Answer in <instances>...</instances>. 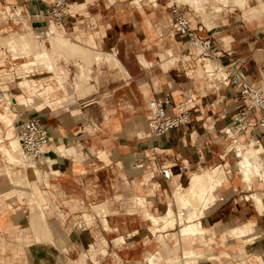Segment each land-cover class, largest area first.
Masks as SVG:
<instances>
[{
  "label": "crops",
  "instance_id": "1",
  "mask_svg": "<svg viewBox=\"0 0 264 264\" xmlns=\"http://www.w3.org/2000/svg\"><path fill=\"white\" fill-rule=\"evenodd\" d=\"M53 1L0 0L3 11L6 10L9 16H16L9 21L1 20L0 27L7 25L13 29L21 23L19 19L25 17L24 33L32 34L37 41H44L54 48L49 39L54 34L88 49L93 54L85 57L71 51L53 52L54 69L42 65L31 54L28 58L36 60V64H30L32 70L29 67V78H23L26 82L22 84L20 81L22 92L15 91L10 94L8 84L0 82L1 91L13 97L10 108L15 123L24 118L13 109L15 104L27 105L24 98L28 94L25 95L23 91L33 93L37 99L35 103L27 106H33L38 111L49 108L43 115L51 113L45 120L51 141L46 153L36 161L39 164H26L22 156L21 160L26 167L49 165L39 167L44 176L46 173L49 175L50 184L43 182L42 187L45 190L38 192L36 199L39 202L35 203H39V211H44L45 220L41 216L35 217L48 225V234L59 236L56 245L58 247L54 244L51 247L43 244L37 247L34 257L26 256V263L51 264L49 254L56 261L59 255L54 256V253L59 252L60 247L76 244L84 248L85 244H93L87 235L74 231V226L72 231L62 227L67 219L72 218V214L81 215L82 211L71 212L65 208L67 214L60 210V217H57L43 207L48 203L49 197L52 198L51 202L62 207L68 204L78 209L81 205H87L93 219L97 221L101 219L95 206L102 205L103 202L115 204V210L120 214L136 216L140 220L138 223L117 222L123 231L131 230H128L127 235L115 238L117 240L123 236L124 243L120 241L116 244L125 247L109 246V251L113 250L126 259L130 256L131 260L149 257V260L162 263V260L171 256L174 249L167 248L164 251L163 247H157L148 253L147 247L150 245L147 244L148 241L141 242V239L150 234L146 233L147 229L155 232L153 225H142L147 221L151 223L149 216H145L167 215L169 208L174 214L179 205L186 208L177 200L175 192L180 188L186 190L191 187L192 173L221 167L225 179L214 188L213 198L206 201L192 198L196 208L191 207L192 202L190 207L187 206L189 213L195 212L197 217H194L213 232V251L209 252L205 242L200 243L193 236L184 238L179 235V247L183 246L184 251L194 249L200 256L201 264H215L214 261L217 264H248L251 263L249 257L255 258L258 264H264V178L255 182L245 179L241 167L243 159L232 146L228 147L226 141L231 140V137L223 130L235 124L238 113L245 107L238 89L227 83L224 76L239 73L245 80L264 89V0H243L244 3L238 7L225 8L219 19L212 20L218 23L210 28L202 15H197L196 21L204 22L207 26L203 37L213 41L212 57L205 58L204 65L191 69L190 72L185 71L188 68L187 62L200 57V53L195 48L191 51L192 45L188 39L177 33L181 38L179 43L187 51L185 54L179 51L187 66L179 73L182 78L165 74L161 92L154 87L148 91L147 87L143 90L134 85H123V76L139 75V71L143 69L141 66H145L146 69L143 70H147L149 74L148 69L152 66L150 60H161L160 54L165 51L160 49L159 44H165V49L167 45L174 46L170 40L161 39L158 22L162 18V12H165L166 18L174 25L176 14L172 12V5L175 0H149L153 11L141 9L137 0H68L69 13L63 26L47 19ZM188 1L198 3V0ZM180 5L188 6L187 3ZM184 9L188 16L194 14L188 8ZM15 11H18V16ZM24 33L18 32L11 37ZM0 39L6 37L0 36ZM141 44L148 45L142 54L139 51ZM167 47L170 49V46ZM97 52L100 60L95 64ZM91 57L95 59L92 58V61ZM208 59L218 65L209 70L206 62ZM41 67L44 71H41ZM82 75L85 76L81 77ZM54 76L56 81L52 79ZM68 77L72 80L71 85L68 84ZM107 77L115 79L107 80ZM154 80L156 85L160 83L159 76ZM57 91L74 92L73 102L66 107L60 105L52 108L62 101L50 99ZM107 91L108 94H103ZM165 92L171 95V108L176 105L174 112H179L180 105L189 109V122L163 137H154L149 101L155 95L163 97ZM4 101L3 99L1 103L8 105ZM258 136L264 139L261 133H257ZM3 139L7 140V133L3 134ZM244 140L247 141L248 138ZM262 142L264 145V140ZM54 148L60 150L56 151ZM164 165L173 166V176L170 179H166L161 171ZM262 171L263 169H259L260 173L257 175L264 177ZM30 186L32 189L38 188L37 184L31 183ZM26 188L20 186L21 190H27ZM16 192L17 186L14 185L4 195L12 199ZM254 194L260 197L261 203L254 198ZM6 198H0L2 228L17 227L18 232H12V236L19 237L20 241L24 238L49 240H38L30 221L25 219L22 207L14 205V199L11 202ZM17 198L22 201L23 196L18 194ZM141 201L147 204L145 209L141 206ZM84 214L89 217V213ZM13 217L18 219L17 224ZM108 217L110 215L105 219L110 227ZM246 224H250L252 229L242 232L240 227ZM51 227H58L60 231L51 233ZM234 227L241 230L239 235L235 234ZM136 240H139L141 250L138 247L132 248L131 245ZM178 242L175 244L176 249H179ZM202 246L206 248L205 253L201 251ZM24 249L25 245L19 243L17 255H24Z\"/></svg>",
  "mask_w": 264,
  "mask_h": 264
},
{
  "label": "rangeland",
  "instance_id": "2",
  "mask_svg": "<svg viewBox=\"0 0 264 264\" xmlns=\"http://www.w3.org/2000/svg\"><path fill=\"white\" fill-rule=\"evenodd\" d=\"M136 2H137V5L141 9H144L145 11H153V9H154L152 7V5L150 4L149 0H140V1L137 0ZM175 3H178V4L187 3L188 6H183V7L188 8L189 11L191 10L194 12V14L191 17L189 16L193 20V24L196 25L197 15L200 14V15H202V18L205 21L206 25L210 28L212 25L218 23V22H212V20H215L217 18L219 19L221 17V13L226 10L225 8H227V7L228 8H234L235 6L238 7L240 4L242 5V3H244V1L243 0L242 1H240V0H198V3L195 4V3H192L191 1H188V0H175ZM161 4L162 3L160 2V6H161ZM190 5L193 7H191ZM6 14L7 13H5L3 11L2 7H0V21L5 18ZM166 15H167V13L162 12V18H160V20L158 22L159 31L162 35L161 39L162 40L163 39L170 40L171 43L174 44V46L167 45V46H170V49H167L168 48L167 46L165 49V47H164L165 44H159L160 49L165 50V51H163L160 54L161 60H150L152 62V66L149 69L147 68L150 71V73L147 74L148 71L143 70V69H146V67L141 66V67H143V69L139 71V75L123 76V79H124V82L122 83L123 85L124 84L125 85L130 84V85L137 86L139 89H143V90H144V87H147L148 91L151 90V87L152 88L154 87L158 92H161L163 83L165 82V78H166L165 74L166 75L172 74L173 76H175V78L179 79V78H182V76H179L180 71H182L184 69V67H186L187 65H188V68L185 71H189V72L191 69H195V68H198L199 66L204 65L203 64V62L205 60L204 58H207V57H205L203 55H201L200 57H198L195 60H192V61L190 60L189 62H187V65H186L185 61L180 56V54H181V52H183L185 54V53H187V51L179 43V41H181V38H179V36L177 35L178 32H177L175 26L171 25L172 22L169 18L168 19L166 18ZM47 19L50 20V19H52V17H50V15H48ZM19 20H21V23L18 26H14L13 29H10V27L7 25L0 27V36L6 37V39H0V82L8 84L9 89H10V91H9L10 94H14L15 91H21L22 92V89L20 88L21 87L20 81L23 78L28 77L27 75H30V71L32 70L31 65H29L28 67L23 66V64H25V62L27 63L28 61H30L28 57H30L31 53H29L27 56V53H28L27 50H25V48L21 47L20 43L17 46H15V48H13L11 45L8 46L9 44L7 45L8 40L12 36V34H15L18 32L19 33L25 32L24 31L26 28L24 26L25 17H21ZM199 34L201 36H204L206 34V32L202 31ZM19 35L27 36L29 34L24 33V34H19ZM19 35H17V36H19ZM45 45L48 47V50H54L53 47H49L46 43H45ZM22 46H23V44H22ZM128 46L133 47V45H128ZM10 47H12V48H10ZM16 47L17 48L19 47L20 50L16 49ZM147 47H148V45H143V44L139 45L140 53L142 54L144 49L146 50ZM192 48H195L194 50H196L197 53H202V51L200 49H197L196 46L192 45L191 51H192ZM22 51H23V53H22ZM179 51H181V52H179ZM17 52L21 53V54L17 55ZM193 54L195 55V53H193ZM169 55H171V56L169 57ZM47 58H48V61L46 60ZM47 58L45 57L43 60L42 59L39 60L40 63H42V65H45L44 62L48 63L51 59L50 62H53L52 64L55 67V65H54L55 61L52 59V56L51 57L47 56ZM199 58H201V61H199ZM208 61H210V59H208ZM215 64L218 65L215 62L213 65L211 64L210 66L215 67L216 66ZM29 67L31 68L30 71H29ZM54 67H52V69H54ZM41 71H44V68L41 67ZM26 72H29V73H26ZM55 76L52 77V79H54V81L57 80ZM156 76H159V78H160V83L158 85L155 84V80H154ZM100 78L101 77H98V79H100ZM111 78L115 79V77H107V80H110ZM118 78H120V77H118ZM140 80H143V81L140 82ZM67 81H68V84L71 85L72 80L69 77H68ZM23 82H24V80L21 81L22 84H24ZM108 92L109 91L104 92L103 94H108ZM0 93H2L1 89H0ZM23 93L25 95L28 94V93H25L24 91H23ZM74 95H75V93L72 91L71 92H69V91H67V92L57 91V92L53 93V95H51L50 99H52L53 101L62 99V101L59 102L57 105H55L52 108H57L60 105H65V107H66L68 104H71L73 102ZM44 96H46V93H44ZM64 97H66V98L63 99ZM4 100H5L4 103H7L6 97ZM175 107H176V105H174L172 108H175ZM13 109L16 112H18L19 114L23 115L24 118L22 119V121L25 120L28 117V115L33 114L36 111H38L33 106L20 105V104L13 105ZM48 110H49V108L44 109L42 111H39V113L42 114L44 120H46L49 117V114H51V113H49V114L43 115V113L48 112ZM141 115H146V114H141ZM22 121H18V123L16 122L14 124V127H7L6 125H4V123L2 121H0V132L2 134L7 133L6 142H7V145L9 146L10 149H12V147L9 143L10 140H8V138L18 134L19 127H20V124L22 123ZM230 129H231L230 127L229 128L225 127V129H223V130L228 132V134H230L231 132L227 131ZM50 141L48 142L47 147L49 146ZM226 142H227L228 147L232 146V144H233L230 139H228ZM254 145H258V144L256 143ZM12 152H13V150H12ZM14 152H16V151H14ZM42 155H43V153L35 160L38 161L42 157ZM21 156H22L21 148L19 151V155L15 154V153H13L12 155H4L0 151V198L5 199L6 197H5L4 193L7 190H9L10 188H12L14 185L17 186V192L13 194V198H12V199H14L13 204L14 205H20V207H22V212L25 216V219L30 221V223H31L30 225L32 226V221H33L32 219L35 216L36 217L41 216V219L43 218L45 220V215L43 213L44 211L43 212L39 211L38 210L39 209V203H37V205L35 203H36V201L39 202L36 199L38 192H43L45 190V188L42 187L43 182H46L48 185L50 184V182L48 180L49 175L46 173L44 176L43 172H41V169L39 167H48L49 165L43 164V165L38 166V168H37V166L26 167V166H24V162L21 160ZM48 158H50V157H48ZM35 160H33V162ZM260 162H261L260 169H263L262 172H264V158H263V156L260 157ZM243 165H244V163L242 164V166ZM245 168H247V167H245ZM31 169H33V170H31ZM194 173H196V172H194ZM194 173H192L191 176H193ZM11 176H12V178H11ZM19 176H20V178H18ZM13 178H17V179L13 180ZM224 178H225V173H224ZM263 178L264 177L261 175H256L255 177H252L251 180L252 181L254 180V182H255V181H257V179H263ZM17 180H20L22 183L20 181H19V184L16 183V182H18ZM152 181H154V180L152 179ZM31 183L34 185L37 184L38 188L32 189L30 186ZM208 184L210 187H212L214 185L218 186L219 183L218 184H211L209 182ZM21 185H23V186H21ZM20 186L21 187L26 186L27 190H22L24 192L20 191L21 190ZM48 192L51 193L50 191H48ZM18 194H21V196H23L22 201L18 200V198H17ZM12 199L6 198V200H8V201H11ZM15 199H16V201H15ZM199 200H202V199H199ZM51 201H52V198L49 197L48 203L44 204L43 207H44V209L49 210V211L53 212L54 214H56L57 217H60L59 216L60 210L67 214V211L65 210V208H68V210L71 212L74 210L82 211L81 215H79V213L72 214V216H71L72 218L67 219L64 222L65 225H63L62 227L64 229H67L68 231H72V228L74 226V228H73L74 231H77L79 233H83V234L87 235L90 242L93 243L92 245H90V243L85 244L84 248H82L81 246L76 245V244H74L75 246L74 245L66 246L67 249H66V247H64V248L60 247L59 252L54 253V256L59 255L58 258H56V261L54 260V258H52V255L49 254V257L51 258V262H50L51 264H52V262H54V264H58V263L59 264H65L67 261H69L70 264H77V263L78 264H85L86 261H88V255L89 254L93 253L92 255H96L100 251H103L104 253H107V252L109 253L111 251L114 252L113 250L109 251V249H108L109 246L110 247H125L122 244H116L117 241L115 238H117L121 235H127V233L129 232L128 230H131V229H126V231H123L121 229V227H119L117 225V222L118 221L119 222L125 221L129 224L132 221H137V223L140 221L137 219L136 216L120 214L117 210H115V204L109 203V202H103L102 205H96L95 206V210L100 214V219H101V220L97 221V220L93 219V216H92V214L89 210V207L87 205H81V206H79L78 209H75V208H73L72 205L66 204V205H63L64 207H62V205H60L58 203H53ZM140 204L143 207V209H145L147 206V204L143 203L142 201L140 202ZM189 204L190 203H188V205ZM191 206L196 208L197 205L192 202ZM178 207H179L178 209H181L180 205ZM262 207L264 208V206H262ZM130 211L132 212V210H130ZM84 213H89V217L85 216ZM35 214H37V215H35ZM33 215H35V216H33ZM107 215H110V217H108L109 222H110V227H108V228L106 227V225L103 221L105 219V217H107ZM117 215H119V216H117ZM145 217H148V215H146ZM13 220L17 224L18 219L13 217ZM196 222H199V221H196ZM150 224L151 223L149 221H147V222L143 223L142 225L143 226H149ZM246 225L250 226L252 229V226L250 224H246ZM92 228H94V229L91 232H89V230ZM115 228H118V229H115ZM204 228L206 231V239H207V240L205 239V245H206L207 249H210L209 252L210 251L212 252L213 251L212 250L213 244H211V242L213 241L214 238L211 236L213 235V232L209 231V229H207L205 226H204ZM18 230L19 229H17V227L16 228L14 227V229H13V227H11L9 229H4L0 226V264H8V263L27 264L26 263V256L32 255L34 257L36 254L35 251H36L37 247H41L43 244H48L49 247H51V245H53V244L55 246L58 245L57 241L59 239V236L58 235H51L48 233L45 235H41V236H43L42 238H40L39 235L35 234V237L38 240L49 239L46 241H36L35 239L28 240L25 238L22 239L24 242L20 241L19 237L17 238V236L16 237L12 236V232H14V231L18 232ZM49 230L51 233H53L54 231L55 232L60 231V229L58 227H51V228H49ZM233 230L236 231V233H235L236 235H239V233H241V230L237 227L235 229L233 228ZM88 233L89 234L91 233V235H88ZM151 233H152V230H151ZM151 233L149 235L147 234V236L145 238L141 239V242L142 241H148L147 244L150 245L149 247H147V249H149L148 253L153 252L154 250H152V248H157V247H158V249H161L163 247L164 251H166L167 248L174 249L171 255H176L178 253V249L175 248V244L177 243V240H178L176 233L171 235L174 239L170 240V241L169 240L160 241L159 237L162 238V236H159L156 238L153 235L154 233H152V234ZM19 243H23L25 245L24 255H22V256L21 255L19 256L16 253ZM163 243H165L166 245ZM177 245L179 247L180 243L178 242ZM131 246L133 249H136V247H138V249L141 250V247L139 246V240L138 241L136 240L134 242V244ZM56 247H58V246H56ZM205 249H206L205 246L201 247V251L203 253H205ZM155 250H157V249H155ZM87 253H88V255H87ZM128 258L132 259V256H130ZM168 258H170V257H168ZM241 258H243V257H241ZM246 258H248V257L246 256ZM249 258L251 259V263L248 262V264H253V263L258 264L257 260L255 258H251V257H249ZM133 259H134V261L141 260V258H133ZM204 259H206V258H204ZM106 260H107V264H112L113 256H108ZM161 262L167 263V262H169V259L167 261L162 260ZM214 263L217 264L216 261H214Z\"/></svg>",
  "mask_w": 264,
  "mask_h": 264
},
{
  "label": "built area",
  "instance_id": "3",
  "mask_svg": "<svg viewBox=\"0 0 264 264\" xmlns=\"http://www.w3.org/2000/svg\"><path fill=\"white\" fill-rule=\"evenodd\" d=\"M152 1L154 2L157 0ZM67 6L68 0L53 1L49 15L52 17V21H54L56 25H65L66 17L69 13ZM4 12L7 14L3 21H9L10 19L16 18V16H9L10 14H8L6 10H4ZM15 12L18 16V11ZM172 12L176 14L174 26L178 35L187 38L191 45L199 46L202 51L200 56L212 57V39L204 38L199 34L207 29L204 22H197L196 25H194L192 19L185 13L184 7L178 3L172 5ZM262 75L264 76V62L262 64ZM224 80L238 89L239 95L245 102V107L238 113L235 119V124L230 127V130H227L231 132L228 135L231 137L233 143L232 149H234V151L244 160L242 153L251 149L253 144L259 143L262 148L261 151L258 152V155L261 157L264 155V145L262 142L264 139L260 136L257 137V133H261L262 136H264V89L260 85L245 80L239 73L224 76ZM170 96L169 92H165L163 97L155 95L149 101L151 121L154 127V137H163L170 131L178 129L189 122V109L184 105H180L179 112H174V108H171L172 100ZM18 135L21 140L26 161L29 162L37 159L42 153H44V148L47 147L48 142L51 140L47 130V123L39 111L28 115V117L22 121ZM244 137H247L248 140H244ZM172 167V165L162 166L161 171L166 179H170L173 176ZM174 211V223L172 226H168L164 222L160 225H154L151 221L155 232L154 237L157 238L162 236L160 241L173 240L174 238L171 235L175 233L179 240L182 227L186 223H189L187 218L190 211L189 208H176ZM196 221H198V218L195 219V222ZM182 244L183 241H181V245ZM108 254V252L104 253L103 251H100L96 255H88L87 253L88 261H86L85 264H107L106 259L108 256H113L112 264H171V259L178 260L179 264L196 263V256H187L183 246L179 247L176 255L170 256V263H159L147 258L134 261L123 258L114 252Z\"/></svg>",
  "mask_w": 264,
  "mask_h": 264
},
{
  "label": "bare ground",
  "instance_id": "4",
  "mask_svg": "<svg viewBox=\"0 0 264 264\" xmlns=\"http://www.w3.org/2000/svg\"><path fill=\"white\" fill-rule=\"evenodd\" d=\"M50 20L52 21V19H50ZM52 22L54 23V21H52ZM50 40H51L52 45L54 46V50H48V47L45 45V43L43 41L42 42H40L39 40L37 41L36 38L32 34H29L27 36H25V35H19V36L14 35L13 37H11L8 40L7 45L9 44L8 46L11 45L13 48H15V46H17L20 43L21 47H23V48H25V50H27V52H28V53L26 52L27 56H28L29 53H31L32 55H34L37 58V61L41 60V59L43 60L45 57L47 58V56L51 57L53 52H60V51H71V52L76 53V54H81L83 56L85 55V57L93 55V54H91V51L89 52L88 49H85L84 47H82L80 45L74 44L70 40H68V39H66V38H64L62 36H58V35H54L53 34V35L50 36ZM22 44H23V46H22ZM12 47H10V48H12ZM196 47L201 50V48L199 46H196ZM16 49H19V47L18 48L16 47ZM22 53H23V51H22ZM18 54H21V53L17 52V55ZM96 55H97V59H96V62H94L95 64H97L98 61L100 60V56H99L98 52L96 53ZM92 58H94V57H91V60H92ZM88 59H89V57H88ZM46 60L48 61V58ZM35 61L33 62V60L31 59L27 63L25 62V64H23V66L27 67L30 64H32V65H33V63L36 64ZM50 61H51V59H50ZM49 62L48 63L44 62V64L49 69H52V67H54L53 64H52L53 62H50V63ZM211 64L213 65L212 62L207 61V66H208L209 70L213 68V66H210ZM82 74H85V73L82 72ZM83 76H85V75H82L81 77H83ZM77 82H79V81H77ZM23 83H25V81ZM77 85H79L78 87H80V88L82 87V86H80V82H79V84L77 83ZM86 89H88V88H86ZM5 97L7 99L8 105H4V104L1 103V101L3 99H5ZM12 98L9 97L7 93H4V91L2 93H0V121H2L4 123V125H6L7 127H14V124H15V119L13 118V114H12L11 108H10V105L13 104V99ZM36 100L37 99L35 98V95L33 93H30V92H28V95L24 98V102L27 105L29 103H35ZM8 140H10L9 143H10L12 149L9 148V146L7 145L6 140L3 139V134L0 132V151L4 155H12L13 153L19 155V151H20V148H21V150H22V159H23V161L26 164H30V165L39 164V162H35L36 160L34 162L33 161H31V162L26 161V157L24 155V151H23V148H22V145H21V140H20V137H19L18 134L14 135L12 137H9ZM54 149L56 151L60 150V149H57V148H54ZM12 150H13V152H12ZM14 151H16V152H14ZM46 151H47V147L44 148V153H46ZM259 151H261V145L260 144H258V145H254L253 144L251 149H249L247 152H245L243 154L244 160H243L242 164L244 163V165L241 166V167H243L242 168V172L244 174L245 179L248 180V181H252L251 180L252 177H254V176H256L257 174L260 173L259 169L261 167V162H260V156L258 155ZM245 167H247V168H245ZM261 174H262V172H261ZM11 178H12V176H11ZM18 178H20V176ZM14 179H17V178H13V180ZM224 179H225L224 178V170L221 167H217V168H213V169H206V170H204L202 172L194 173L193 176H192V179H191V187H189L186 190H181V188H180L179 190H177L175 192L177 200L181 201L182 202L181 205H184L187 208V206H189L188 203L193 202L192 200L194 198L202 199L203 201H206L208 199H212L213 196H214L213 190H214V187L216 185L210 187L208 183L210 182L211 184H218L221 181H223ZM17 181L18 182H16V183L19 184L20 180H17ZM21 186H23V185H21ZM20 191H22V190H20ZM22 192H24V191H22ZM254 198L257 199L259 203H261L260 197L258 195L254 194ZM259 203H258V205H259ZM193 208H195V207H193ZM147 215L149 216L150 220L152 221V223L154 225H160V224H162L164 222V223H166V225L172 226L173 223H174V217H173L174 214H173L171 208H169V211H168L167 215H162V216H156V215H151V214H147ZM196 215L197 214H195V212H194V214L193 213L191 214V212L188 214L187 218L189 220V223H186L182 227L181 235L184 238H187L189 236H193L194 240L199 241L200 243H203V242H205V239H206V231H205V228H204V226H203L201 221L195 222V219H196L195 217H197ZM33 216H35V215H33ZM32 220H33L32 221V228L34 229L35 234L38 233L39 237L42 238L43 236H41V235L47 234V226L48 225L45 224L44 222H42V220H40L39 218H36V217H33ZM103 221H104L106 227L108 228L109 226H108L107 220L104 219ZM235 228L236 227H234V229ZM240 228H241L242 232H245V231L251 229V227L248 226V225H244V226H242ZM147 232L151 233V230L147 229L146 233ZM122 237L117 239L116 243H119L120 241L122 243H124V240H123ZM159 238L161 239V237H159ZM163 244H165V243H163ZM185 253L187 254V256H196V263L195 264H201L200 261H199V257L200 256H199V254H197V252L194 249L187 250V251H185ZM168 259L169 258H167L166 261ZM171 264H179V261L176 260V259H171Z\"/></svg>",
  "mask_w": 264,
  "mask_h": 264
}]
</instances>
